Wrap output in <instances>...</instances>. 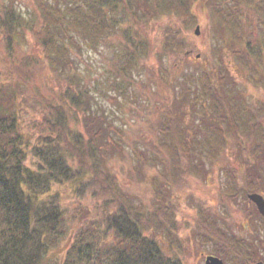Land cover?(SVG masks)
<instances>
[{
  "label": "trees",
  "instance_id": "obj_1",
  "mask_svg": "<svg viewBox=\"0 0 264 264\" xmlns=\"http://www.w3.org/2000/svg\"><path fill=\"white\" fill-rule=\"evenodd\" d=\"M196 1L0 0V264H49L64 240L61 264H185L174 240L182 195L230 148L240 162L238 172L222 167L234 180L229 206L264 195V87L248 99L222 52L177 84L161 65L186 50ZM209 3L222 37L228 32L225 47L258 75L250 57L264 65V0ZM247 19L261 35L250 37ZM85 50L102 55V73L88 63L85 75ZM92 86L131 117L95 108ZM162 90L168 95L151 102ZM193 209L190 232L220 238L227 228L207 203ZM238 247L233 258L216 254L253 264V251Z\"/></svg>",
  "mask_w": 264,
  "mask_h": 264
},
{
  "label": "rangeland",
  "instance_id": "obj_2",
  "mask_svg": "<svg viewBox=\"0 0 264 264\" xmlns=\"http://www.w3.org/2000/svg\"><path fill=\"white\" fill-rule=\"evenodd\" d=\"M25 1L26 0H18V3L24 5ZM209 1L197 0L193 5L196 21L190 24L187 29L186 50L182 51L178 55L167 57L164 61L165 64L161 63V65H167V69L169 71L167 79L177 84L176 79L182 80L184 75L196 72L200 73L203 67H208L209 63L213 62V58H217L218 54L222 52L224 58L227 59L231 73L235 76V79L239 83L238 86L241 88L243 93L246 94L247 98L252 99L253 97L260 96L259 89L264 87L260 83L264 74V65L257 64L256 61L250 57L251 63L254 65L256 64L259 69L258 75H253L252 71H250V68L248 69L246 66L243 67L236 60V52L234 49L225 47L224 39L229 40V35H227L228 32L226 31L225 37H222L216 25V21L213 20L214 18L212 16ZM246 21L248 22V24H246L248 27L246 28L247 32L250 33V37H257L261 35L262 26H260L255 19H250V22L248 19ZM197 25H200L198 35L195 34ZM154 30L155 27L152 31ZM189 49L192 50V53L187 55L186 51L188 52ZM235 50L246 51L242 44H237ZM198 53L200 56L196 57ZM101 60L102 55L99 52L85 50L82 53V57L78 58V63L81 69L84 70L85 75L87 72L91 74L88 69L85 71L87 68L86 65L88 63H92V67L94 69L97 68L100 73H102L103 67L101 66ZM146 64L147 69L144 71V74H142V79L145 82H148L152 77L150 68L154 66L157 69L158 55H151V57L146 61ZM134 75L137 74L135 73ZM96 76L97 73L94 72L92 73L91 78H96ZM87 78L89 79L90 76L87 75ZM40 80V84L45 81L41 77ZM262 81H264V79ZM40 87L42 90L47 88L44 86ZM106 89L108 90L107 87ZM92 90V92L95 94V100L97 102L95 103V108L99 105H102L103 108L109 112V116L111 118L121 116L122 119L125 120L126 118L131 117L132 111L130 110V107H117V105L114 104L110 98V92L104 91V93H98L93 88V86ZM178 92H180V90H178ZM166 95H168V90H162L161 92L157 91L151 96V102L160 103V101ZM125 101L126 100L123 99V102ZM123 109L127 110L123 111ZM114 111L115 114L112 115ZM129 121L131 122V120ZM129 126L130 124L128 123V128H131V133L133 134L134 126ZM232 144L233 143L228 144V147H232ZM229 150L230 151L226 152V154L218 159L214 166L211 167V173L206 179L194 177L189 181L188 185L192 190L191 194H193L197 200L191 197L192 195L189 194L188 191L182 195L181 204L179 205V210H181V212L177 219L179 230L175 235V237L180 240L175 237L174 240L182 244V248L178 252L185 264H204L207 254L218 255L224 259L226 264H230L231 261H226L225 257L221 254L228 253L226 259L229 258V256L230 258H233L234 255H230L232 253L231 247H237L238 244L240 247L236 248L237 253L240 252V248L244 244L247 245V251H253V255L251 257L253 259V264L258 260H264V221L261 219L260 213L256 211L249 200L245 201L243 198L237 197L235 199V204H230L229 206L227 196L224 194V191L228 190L230 185L234 186V180L231 176H225L222 167L229 166L231 169H234V171L237 170L238 172L240 162L238 158L232 155L231 148ZM259 179H257V184H263V182ZM237 184L238 186L242 187V178H238ZM202 201L207 203L209 210L213 211L214 215L216 214L221 222L225 225V228H227L220 231V238H218V234L216 233L214 234V239L207 241L206 238L209 237L206 235L201 237L198 233V236L196 234L195 237L192 231L190 232V229L195 228V221L193 217L195 214V209L192 210V207H194L196 203H202ZM226 241H230L229 244H227ZM68 244L69 241L64 240L58 247L50 250L49 264H57L60 262ZM225 246H227L229 250H226ZM217 251L223 253L216 254Z\"/></svg>",
  "mask_w": 264,
  "mask_h": 264
},
{
  "label": "water",
  "instance_id": "obj_3",
  "mask_svg": "<svg viewBox=\"0 0 264 264\" xmlns=\"http://www.w3.org/2000/svg\"><path fill=\"white\" fill-rule=\"evenodd\" d=\"M199 29H200V26L197 25L196 30H195V34H197V35L199 34ZM199 56H200V54L198 53L196 55V57H199ZM248 198L250 201L255 203L260 214L264 218V196L259 192H251L248 194ZM205 264H225V262L221 257L214 255V254H209L205 258ZM255 264H264V261L259 260Z\"/></svg>",
  "mask_w": 264,
  "mask_h": 264
},
{
  "label": "flooded vegetation",
  "instance_id": "obj_4",
  "mask_svg": "<svg viewBox=\"0 0 264 264\" xmlns=\"http://www.w3.org/2000/svg\"><path fill=\"white\" fill-rule=\"evenodd\" d=\"M264 261V260H263Z\"/></svg>",
  "mask_w": 264,
  "mask_h": 264
}]
</instances>
